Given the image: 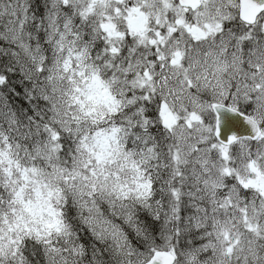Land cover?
Masks as SVG:
<instances>
[{
    "label": "clouds",
    "instance_id": "9594fccd",
    "mask_svg": "<svg viewBox=\"0 0 264 264\" xmlns=\"http://www.w3.org/2000/svg\"><path fill=\"white\" fill-rule=\"evenodd\" d=\"M0 264H264V0H0Z\"/></svg>",
    "mask_w": 264,
    "mask_h": 264
}]
</instances>
